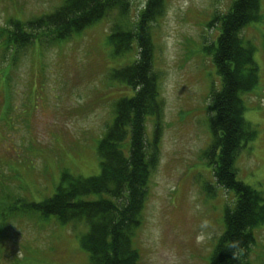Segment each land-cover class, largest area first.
I'll use <instances>...</instances> for the list:
<instances>
[{"label": "rangeland", "instance_id": "1", "mask_svg": "<svg viewBox=\"0 0 264 264\" xmlns=\"http://www.w3.org/2000/svg\"><path fill=\"white\" fill-rule=\"evenodd\" d=\"M63 1L0 0V264H88L82 224L62 225L24 205L52 197L63 175L99 174L97 144L127 92L107 74L135 59V48L112 56L110 26L116 20L133 32L146 0H131L127 19L111 16L59 43L31 44L13 55L6 46L12 23L49 15ZM231 2L163 0L149 24L162 113L157 129L154 119L147 122L159 158L132 239L139 264H208L223 231L232 195L213 184L201 155L211 138L210 91L220 85L205 50L219 34L218 23L210 22ZM260 14L243 32L258 67V85L242 96L244 118L256 134L235 166L237 179L264 196V0ZM254 240L248 261L264 264V224Z\"/></svg>", "mask_w": 264, "mask_h": 264}, {"label": "trees", "instance_id": "2", "mask_svg": "<svg viewBox=\"0 0 264 264\" xmlns=\"http://www.w3.org/2000/svg\"><path fill=\"white\" fill-rule=\"evenodd\" d=\"M130 1L64 0L49 15L23 25L13 22L6 46L16 55L31 44L44 47L64 41L111 16L127 19ZM260 1L232 0L229 9L210 22V26L218 23L219 34L205 50L212 54L220 85L210 91L211 138L201 159L211 170L213 184L230 193L232 201L224 210L223 231L208 264H250L249 249L264 224V196L237 179L235 166L238 154L256 134L244 118L242 96L258 85V67L254 47L245 42L243 32L263 18ZM162 2L146 0L134 18L133 32L124 31L116 20L111 23L107 42L112 56L135 48V59L107 74L110 82L127 92L116 101L112 123L97 144L99 174L89 178L63 175L52 197L24 205L43 218L53 216L62 225L82 224L80 241L88 264H139L132 239L141 225L149 177L159 158L155 132L147 138V122L154 119L157 129L162 113L149 24L161 13Z\"/></svg>", "mask_w": 264, "mask_h": 264}]
</instances>
